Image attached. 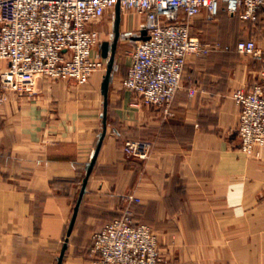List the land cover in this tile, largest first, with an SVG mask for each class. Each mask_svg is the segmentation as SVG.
<instances>
[{
    "label": "crops",
    "instance_id": "0c3cea01",
    "mask_svg": "<svg viewBox=\"0 0 264 264\" xmlns=\"http://www.w3.org/2000/svg\"><path fill=\"white\" fill-rule=\"evenodd\" d=\"M113 12L114 36L105 40ZM124 12L107 100L99 70L83 85L40 77L34 97L11 94L0 104V264H59L65 245L61 264H93L94 233L127 207L158 232L167 264H264V159L241 150L233 97L258 80L264 37L229 29L223 39L208 11L197 15L192 34L222 48L188 57L168 114L123 86L131 58L116 63L121 27L135 43L145 30L143 15ZM236 18L264 24V11L257 22ZM116 21L117 7L94 25L101 42L93 55L106 62L102 45L109 41L112 55ZM245 38L261 56L239 53ZM7 65L0 60V74ZM128 139L148 142L150 156H128Z\"/></svg>",
    "mask_w": 264,
    "mask_h": 264
},
{
    "label": "built area",
    "instance_id": "2783aa9c",
    "mask_svg": "<svg viewBox=\"0 0 264 264\" xmlns=\"http://www.w3.org/2000/svg\"><path fill=\"white\" fill-rule=\"evenodd\" d=\"M120 6L144 16L148 38L131 50V63L123 86L144 104L171 108L183 80L190 55L222 48L220 41L203 42L191 31L192 20L208 11H221L257 22L264 0H0V104L11 94L34 97L40 77L86 84L106 61L93 55L101 42L94 27L110 8ZM241 54L262 55L254 38L237 43ZM194 93V90H191ZM240 107L239 135L246 153L264 150V61L250 89L233 94ZM130 157L147 159L150 144L128 139ZM93 264H167L158 232L135 218L131 207L93 235Z\"/></svg>",
    "mask_w": 264,
    "mask_h": 264
},
{
    "label": "rangeland",
    "instance_id": "374dc122",
    "mask_svg": "<svg viewBox=\"0 0 264 264\" xmlns=\"http://www.w3.org/2000/svg\"><path fill=\"white\" fill-rule=\"evenodd\" d=\"M123 15H124V17H133L136 14L133 13L132 11H125ZM226 18H227V20H221L220 22H218L217 18H215V19L213 18L215 25H213L212 29H214V31L217 34H219V32L221 33L222 37L220 36V38L225 39L226 38L225 36L228 35L229 29L232 30L233 33H235L237 30H238L237 32H239L241 30L243 32L246 31L247 33L254 31L255 33H258V34H260V36L262 35V37H264V24H263V22H261L262 25L260 23L257 25L255 24V26H253V25H247L245 23H240L236 17L232 18L230 15H227ZM114 19H115V13L114 12L107 15L104 19V22H103L104 27H103L102 37L105 40L113 39L114 31H115ZM219 24H221V25H219ZM227 25H229L228 29L226 28ZM121 32L122 33H121V39H120V49H119V52L116 56V63L119 64L120 67H123V66L125 67L126 63L129 60V57H130L129 53L134 48L136 43L133 42L127 36L126 33L130 32V31H127L124 25L121 27ZM240 37H241V35L238 38H240ZM231 39H233V38H231ZM229 40H230V36H229ZM107 63L108 62H106V66L108 65ZM106 71L107 70L103 71L102 78H103V75L106 73ZM240 148H241V144H240ZM243 153H245L249 157H256V158L264 159V150H263V152L261 150L260 152L256 151L255 153L254 152L246 153L243 151Z\"/></svg>",
    "mask_w": 264,
    "mask_h": 264
},
{
    "label": "water",
    "instance_id": "95a60500",
    "mask_svg": "<svg viewBox=\"0 0 264 264\" xmlns=\"http://www.w3.org/2000/svg\"><path fill=\"white\" fill-rule=\"evenodd\" d=\"M120 17H121V8L118 5L117 6V21H116V27H117L116 29L117 30H116V37H115V42H114V46H113V50H112V55H109L110 42L109 41H105V42H103V45H102L103 57L109 58L106 75H105L103 83H102V91H103V94L105 96V100L108 99L110 83H111V80H112V70H113L114 63H115L116 45H117L118 36H119ZM147 38H148V35H147V31L146 30L143 31L142 36L138 37L139 40H144V39H147ZM107 108H108V106H107V102H106V104H105V115H104L105 118L107 116ZM89 174H90V172H89ZM84 188H85V186L83 187V191H82L81 194H83ZM66 248H67V245L64 246V249H63L62 256L60 258L59 264H61V261L63 259V255L65 253Z\"/></svg>",
    "mask_w": 264,
    "mask_h": 264
}]
</instances>
